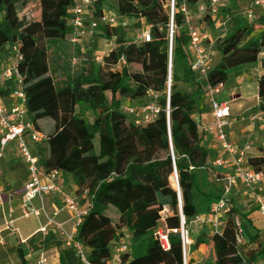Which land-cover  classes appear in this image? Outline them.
Segmentation results:
<instances>
[{
	"label": "trees",
	"instance_id": "16d2710c",
	"mask_svg": "<svg viewBox=\"0 0 264 264\" xmlns=\"http://www.w3.org/2000/svg\"><path fill=\"white\" fill-rule=\"evenodd\" d=\"M25 1L0 0V56L12 59L15 48L20 51L23 59L18 67L23 76L27 118L38 129L45 118L54 122L53 131L46 133V140L34 149L40 166L46 172L58 169L63 178L70 177L82 205L86 200L84 191L88 190L92 207L79 225L75 241L83 245L91 263L109 264L114 243L129 233L130 250L121 255L119 264H183L180 235H170L168 251L154 237V230L161 226L164 206L171 210L166 227L180 226L179 192L170 183L174 167L187 222L209 213L224 188L220 184L203 186L208 178L205 166L209 152L202 145V131L194 118L196 95L183 90L180 84L192 83L207 97L208 83L226 84L231 75L241 74L258 61L264 69V56L260 55L264 49V7H256L252 18L243 12L230 13V30L215 42L221 59L204 81L191 68L190 34L181 10L184 4L191 9L202 0H174L169 87L172 10L166 0H118L120 15L137 17L151 25L150 41L138 43L128 39L119 27L100 25L89 43L100 36L115 39L116 45L102 53V63L94 60L98 52L89 49L83 51L87 57L81 56L83 59L75 64L73 58L82 51L80 45L69 41L73 34L70 11L76 0H40L39 17L19 24L16 6ZM92 9V16H100L104 11L102 1H94ZM67 41L72 47L71 56ZM50 43H59V55L49 53ZM122 56L129 66L118 71L113 65ZM58 64L64 68V78L59 77ZM133 64H139L141 70L131 71ZM7 83L10 85L5 88ZM1 87L0 95L7 98L16 89V81L9 79ZM151 91L158 96L160 112L156 119L137 124L122 107L127 100L137 105L155 100ZM258 94L260 109L264 110V73L258 81ZM261 152L248 158L249 166L258 172H264V148ZM111 208L118 212L116 222L109 214ZM237 214L233 208L219 231L198 235L196 246H210L202 264H244L243 255L254 262L262 254L237 245ZM28 242L35 246L62 244L52 232L43 239L37 233ZM78 257L71 249L62 250L60 261L80 264Z\"/></svg>",
	"mask_w": 264,
	"mask_h": 264
},
{
	"label": "built area",
	"instance_id": "2783aa9c",
	"mask_svg": "<svg viewBox=\"0 0 264 264\" xmlns=\"http://www.w3.org/2000/svg\"><path fill=\"white\" fill-rule=\"evenodd\" d=\"M203 1L204 0L198 3L200 12L212 16L218 13L222 3H228L231 0H209L208 3H203ZM93 4L94 0H76L71 8L70 22L73 26V34L69 41L74 46L83 45L85 42L93 41V38L97 36L100 25H117L118 17L115 13L103 11L98 17L92 16ZM256 7H264V0H253L249 3L243 10L244 15L248 18H252ZM181 10L185 13V23L190 34L188 49L192 58L191 68L198 74L201 80L208 81L209 73L214 66L212 63L213 54L211 51L214 45L210 46V44H207L202 31L193 24V19L189 13L190 9L186 4L182 6ZM224 31H222V35L220 34L219 37H224L227 34L228 29L225 28ZM173 36L174 18L172 14L170 24L169 87L172 82ZM141 37L142 40L150 41L151 25L146 23ZM260 55L264 56V49L261 51ZM22 59V54L17 48H15V54L11 59L13 61V67L5 73L7 78H14L16 81V89L11 93V96L19 99V102L11 108H8L5 98L0 95V160L9 144L15 143L18 154L27 164L29 180L26 184L15 188H6L0 182V207L5 203H11L15 198H19L21 200L20 209L22 217H29L31 215L38 217L41 215L42 209L35 206L34 200L39 198L43 203L45 195H57L62 202L63 208L72 211L74 214L73 233H65V231L56 224L54 216L57 215V212H55L53 216H47V223L41 227V232L43 234H48L52 227L57 226L62 237H65L66 244L68 246H74L77 249V255L82 262L84 264H93L87 259L83 245L75 241L78 227L83 222L84 216L87 215L92 207V201L88 196V190H85L84 197H86V200L80 207L76 191H69L64 187L62 171L54 169L46 172L43 167L40 166L39 157L34 149L38 144H41L46 140L47 134L38 129L35 124L27 118L26 93L24 90L23 76L18 67V63ZM102 59L103 56L100 52L94 56L96 63H102ZM77 62L78 58L74 57L73 63L75 64ZM128 66L129 64L125 56H122L116 63H114L113 68L122 71ZM223 87L224 83H220L216 86L208 83L205 87L211 105L212 120L207 125L203 126V131L208 134H214L223 148V153L215 158L214 165L219 167H229L232 169V173L227 175V183L224 187L223 194L220 199L213 204L211 211L207 214L195 217L196 220L209 224L212 228V233L221 229L224 217L234 208L230 195L233 187L237 184V181L242 179L247 184L259 187L260 183L264 180V172L255 171L250 166L249 168L245 167V164H248V155L251 149V144L246 143L243 146H237L228 140V129L232 125L231 104L226 100H219L216 98V95L221 92ZM151 95L155 100L144 105H137L130 100H127L122 107L123 112L134 116V121L137 124L147 123L156 119L160 112V107L156 102L158 96L152 91ZM259 101L261 102L260 98ZM174 175L176 178V185L179 189L178 173L174 171ZM181 205L182 200L179 197L181 214L180 226L174 228L166 227V218L171 213V210L168 206H164V209L161 211V226L154 230V237L159 241L161 247L165 251H168L171 248L170 235H180L183 264H191L190 254L193 241L188 222L185 215L182 213ZM262 209L264 211V207H262ZM13 212V208L8 212V217L10 219L6 220L5 230L19 233L14 225L16 219L13 216ZM235 223L237 226L236 243L241 247L244 240L243 228H241L239 218H235ZM130 245L131 235L129 233H126L120 240L114 243L113 249L115 250V254L112 257L114 264H119L121 262V255L130 250ZM243 258L244 264H264V257L261 260L254 262L249 261L245 255H243ZM36 264H48L44 251L39 254Z\"/></svg>",
	"mask_w": 264,
	"mask_h": 264
},
{
	"label": "crops",
	"instance_id": "0c3cea01",
	"mask_svg": "<svg viewBox=\"0 0 264 264\" xmlns=\"http://www.w3.org/2000/svg\"><path fill=\"white\" fill-rule=\"evenodd\" d=\"M102 7L105 11V4L102 5ZM214 28L208 27L207 30L204 29L202 33L204 39L206 40V42H209L210 46H213L215 44V39H217L216 37L218 35V31H214ZM213 48H215V46H213ZM1 57L2 56H0V58ZM11 62V67L7 69V71L12 69L13 67V61L11 60ZM7 71L5 73H7ZM5 73L4 77L1 78L3 80V86L4 83H6L5 81L10 79L5 76ZM263 73L264 69L262 68L261 62L258 61L253 66L244 69L241 74H233L235 78H232V76H230L227 83L224 84L222 91L217 94L221 100H228L231 104L232 125L228 129V140L237 146H243L246 143H250L251 149L249 151V154L251 156L261 155V148H264V110L260 109L258 94V81ZM227 87H229V90L226 91L224 96H221L223 91H225ZM5 88H7L6 84ZM249 88H253L255 92V100L253 102L247 100L246 98V91L249 90ZM232 96L235 97L232 98ZM206 100L208 102V105H205L204 107H198L194 118L199 123V125H201L199 127L202 128V145L208 150L212 158H214L217 155L219 156L223 153V148L214 134H208L203 131V126L207 125L212 120L211 105L208 95L206 97ZM5 102L7 107L11 108L19 102V99L12 97L10 94V96L5 98ZM47 120V124L49 127L48 129L52 132L54 129V122L53 120L48 118ZM41 121L39 122L40 130L44 133L49 134L48 131L44 130ZM220 168H223L225 171L230 169L229 167L225 168V166H220ZM28 180L29 176L27 164L24 159L18 154L15 143H11L7 147L2 159L0 160V182L6 188H15L26 184ZM63 185L69 191H76L77 189L70 177L63 178ZM259 189L261 193L256 196L258 197L257 200L260 202V204H257L260 209L254 212H252V210L256 202L252 203V201H254L252 196H255V193H252L250 189H247L246 187L241 185L239 189H234L232 193L233 199L231 198L233 207L236 208L238 212L240 211L242 213V210L246 207V205H248V208L251 209V213L246 216L248 219L247 224L250 227V232L246 231L244 245L247 246V250L258 252L257 254L262 253L260 256H258L256 261H259L264 257V211L262 209V207H264V180L260 183ZM5 204L7 208H0V244H3L5 243V240H8V243L11 244L12 247L19 248L21 251L19 253L18 259L22 262L20 264H36V260L39 254L42 251L45 252L43 248L38 251H34L33 247L30 248L28 239L37 233L40 239H43L47 235L43 234L40 229L47 223L48 215L53 216L54 213L57 212V215L54 216L56 224H58L65 231V233H73L74 214L72 211L63 208L62 202L57 195H45L43 203L39 198H36L34 200L35 206L42 209L41 215L37 217L38 219H40V223L32 232L28 233V235L23 238L24 242H22V240L18 238L19 233L5 230L6 219L11 208L14 209L13 216H15L16 214L18 215L15 218L16 220L22 218V212L20 209L21 200L19 198H15L11 201V203ZM79 205L80 207L82 206V204L80 203ZM188 226L192 234L191 237L193 241L190 259L191 261L193 260V264H202L207 259L208 254L210 253V246L207 243L196 246V239L198 235L203 232L211 235L212 228L209 224L202 223L201 221L196 220V218L192 219L188 223ZM58 230V227L54 226L49 231L53 234H56L58 239H60L62 243L60 247L56 246V244L53 243L52 247L56 251V255L54 254L52 256L54 257L53 264H61L60 254L62 250L65 251L71 249L77 255V249L74 246H68L66 244L65 237H62L60 230ZM243 233L245 234L244 229ZM23 244L27 245L28 247L29 254L27 256L24 255ZM114 254L115 250L114 252H112V255ZM29 255L33 260L26 261V258H29ZM33 256H35V258H33ZM2 259V255H0V264L3 261ZM15 264H17V262ZM109 264L114 263L112 260H110Z\"/></svg>",
	"mask_w": 264,
	"mask_h": 264
},
{
	"label": "rangeland",
	"instance_id": "374dc122",
	"mask_svg": "<svg viewBox=\"0 0 264 264\" xmlns=\"http://www.w3.org/2000/svg\"><path fill=\"white\" fill-rule=\"evenodd\" d=\"M97 1V0H94ZM102 1V5L105 4V8L107 12H111V13H115L118 17V22L116 27H119L120 30L125 33V35L127 36L128 39H131L132 41H136L138 43H140L142 41V31L143 28L146 26V23L141 20L140 18L137 17H128V16H122L119 14L118 11V0H101ZM167 1V7L168 9L172 10V4H173V0H166ZM251 0H231L228 3H222L219 11L217 14L215 15H209L206 13H201L199 10V4L196 6L191 7L190 9V16L193 19V24L195 26H197L200 31H204V29L207 30L208 27H217L214 28V31H218V35L216 38H218L220 36V34L222 33V31L226 29H228V31L230 30V23L228 24V18L230 13H240L243 12V10L245 9V7L248 6V4L250 3ZM209 0H204L203 3H208ZM39 11H40V0H28L25 1L23 3H20L16 6V12H17V17L16 19L19 21L18 23L21 24V22L25 21H31L34 20L36 18L39 17ZM206 17H209L206 19ZM205 30V31H206ZM225 32V31H224ZM222 35V34H221ZM217 39H215L216 42ZM66 43H68V47H69V52H70V56H71V49L72 47L70 46L69 41H67ZM89 43V42H88ZM209 44V42H206ZM116 45L115 39H106L103 37H98V39H96V42L93 44H83L80 45L81 48V52L79 55H77L78 59L80 58L83 59L81 56H85L87 57V55L85 53L89 52V49L94 52H100V53H104L107 52L108 49L114 47ZM215 46V44H214ZM59 43H50V48H49V53L51 55H55V54H60L59 51H61L59 49ZM58 48V50H56ZM93 49V50H92ZM85 53H84V52ZM212 57H213V65H215L220 59H221V55L217 52V50L215 48H212ZM69 55V54H68ZM11 59L9 57H7L6 55H3L0 58V88L1 85H3V80L1 78L4 77V73L7 71V69H9L11 67ZM58 69L57 72H59V77L64 78L65 74H64V68L62 66V64H58L57 65ZM130 70L131 71H140L141 67L139 64H133L130 66ZM232 78H235L234 75H231ZM230 78V77H229ZM7 82V81H5ZM231 84V83H230ZM229 84V85H230ZM7 86H9L10 84L7 83ZM180 87L183 88V90L188 91L190 93H193L194 95H196V99H197V105L198 107H204L205 105H208V102L206 100V94L204 92L201 91V89L198 86L193 85L192 83L190 84H180ZM5 89V88H3ZM229 90V87H227V89H225V91H223L221 96H224L226 91ZM222 91V90H221ZM254 89L253 88H249V90L246 91V98L249 101H254L255 100V95H254ZM235 96H232V98H234ZM217 99L220 100V97L217 95L216 96ZM228 101V100H226ZM230 102V101H228ZM197 108V107H196ZM196 111L194 112L195 115ZM87 118L89 120H91V115L88 114ZM48 120L47 118L43 119L41 121V124L44 128V130L48 131L49 133H51V131L48 129V124H47ZM201 126V125H199ZM200 128V132L202 131V128ZM218 157V155L216 156ZM212 158V156L208 155L207 161H206V170L208 172V178L205 179V181H203V186L205 188L210 186V185H222L223 188L225 187L227 180L226 177L228 174L232 173V169H228L227 171H225L223 168H220L219 166H215L214 165V160L215 158ZM251 157V155H248V158ZM246 168H249L248 164H245ZM226 168V167H225ZM201 176V174L203 173L201 170H199L198 172ZM174 173L170 176V183L171 185L175 188L178 189L176 182L173 179ZM243 185L244 187H246L247 189H250L252 193H255V196H252V198L254 199L253 202H256L252 212L257 211L260 209V207L257 204H260V202L257 200L258 197L256 195L260 194L261 191L259 189L258 186L256 185H250L247 184L246 182H244L242 179H239L237 181V184L233 187L232 192L230 197L233 199L232 197V193L234 191V189H239L240 186ZM6 204H3L2 207L0 208H7L5 206ZM180 208V207H179ZM7 212V210H6ZM251 213V209L248 208V205H246V207L242 210V213L239 211L237 214V218L240 219V222L242 221L241 224V228L243 227V229L245 230V234H244V238L246 235V231L250 232V227L247 224V217L249 214ZM109 214L112 216V218L114 219V221L116 222L118 219V212L116 210H114L113 208H111L109 210ZM18 215L16 214L14 216V218H16ZM195 217H192L189 219L188 222H190V220H192ZM7 219H10L9 217H7ZM6 219V220H7ZM40 223V219L37 218V216L35 215H31L30 217H22L21 219H17L15 220V228L18 229L19 231V235L18 238L20 240H22V242H24L23 238H25L28 233L32 232ZM192 235V234H191ZM19 240V241H20ZM23 251H24V255L27 256L29 254V250L27 245L23 244ZM30 248H34V251H38L40 249H44L46 252V256H47V260H48V264H53V259L54 257H52L56 251L54 250L53 243H49V244H45V245H29ZM243 250H247V246L244 245V240L243 243L241 245ZM53 248V249H52ZM20 249L16 248V247H12L11 244L8 243V240H5V243L0 244V255H2V263L1 264H12V263H16L20 264L22 263L18 258H19V253H20ZM112 252H114V249H112ZM38 253V252H37ZM56 255V254H55ZM33 258H35V256H33ZM79 258V257H78ZM155 259L158 260V256H155ZM33 260L32 257L26 258V261H31ZM80 260V264H84L82 262V260L79 258ZM13 261V262H12ZM14 263V264H15ZM191 264H193V260L191 261Z\"/></svg>",
	"mask_w": 264,
	"mask_h": 264
},
{
	"label": "water",
	"instance_id": "95a60500",
	"mask_svg": "<svg viewBox=\"0 0 264 264\" xmlns=\"http://www.w3.org/2000/svg\"><path fill=\"white\" fill-rule=\"evenodd\" d=\"M172 14L174 15V2H173V5H172ZM172 157L174 159V151H173V149H172ZM174 171L177 173L176 166L174 168ZM178 192H179V197L181 198V190H180V188L178 189ZM181 208H182V205H181Z\"/></svg>",
	"mask_w": 264,
	"mask_h": 264
},
{
	"label": "bare ground",
	"instance_id": "6f19581e",
	"mask_svg": "<svg viewBox=\"0 0 264 264\" xmlns=\"http://www.w3.org/2000/svg\"><path fill=\"white\" fill-rule=\"evenodd\" d=\"M173 179H174V181L176 182V178H175V175L173 176Z\"/></svg>",
	"mask_w": 264,
	"mask_h": 264
}]
</instances>
